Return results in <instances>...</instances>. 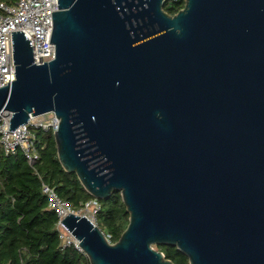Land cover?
<instances>
[{
    "label": "water",
    "instance_id": "water-1",
    "mask_svg": "<svg viewBox=\"0 0 264 264\" xmlns=\"http://www.w3.org/2000/svg\"><path fill=\"white\" fill-rule=\"evenodd\" d=\"M58 0L55 58L12 32L10 131L54 111L59 160L95 198L121 193L116 242L63 224L90 264H264V0Z\"/></svg>",
    "mask_w": 264,
    "mask_h": 264
},
{
    "label": "trees",
    "instance_id": "trees-1",
    "mask_svg": "<svg viewBox=\"0 0 264 264\" xmlns=\"http://www.w3.org/2000/svg\"><path fill=\"white\" fill-rule=\"evenodd\" d=\"M185 4L186 0H165L163 8L174 15ZM35 133L39 159L33 165L21 149L15 154L0 149V264H90L85 253L74 246L60 247L58 217L48 208L42 186H53L76 208L93 196L74 172L62 166L54 133L40 129ZM99 200L98 226L116 242L129 224L121 193L115 191L107 200ZM156 248L176 264H190L176 246L158 244Z\"/></svg>",
    "mask_w": 264,
    "mask_h": 264
},
{
    "label": "built area",
    "instance_id": "built-area-1",
    "mask_svg": "<svg viewBox=\"0 0 264 264\" xmlns=\"http://www.w3.org/2000/svg\"><path fill=\"white\" fill-rule=\"evenodd\" d=\"M0 88L16 79V67L13 56L12 32L23 30L31 40L34 63L43 64L55 58V45L50 43L53 30V11H58V0H16L15 3H0ZM0 117V149L6 154H15L21 149L30 165L39 159L35 130H58V116L54 111L31 116L26 124L10 131L11 113L4 112ZM42 190L48 198V208L57 214L56 228L59 233L60 247L74 246L81 250L78 240L62 223L71 213L86 216L98 225V213L101 202L92 197L74 207L61 198L56 189L43 183ZM111 241V236L106 234ZM112 242V241H111ZM83 252V251H82Z\"/></svg>",
    "mask_w": 264,
    "mask_h": 264
},
{
    "label": "rangeland",
    "instance_id": "rangeland-1",
    "mask_svg": "<svg viewBox=\"0 0 264 264\" xmlns=\"http://www.w3.org/2000/svg\"><path fill=\"white\" fill-rule=\"evenodd\" d=\"M44 131V130H43ZM155 248H156V246H155Z\"/></svg>",
    "mask_w": 264,
    "mask_h": 264
}]
</instances>
